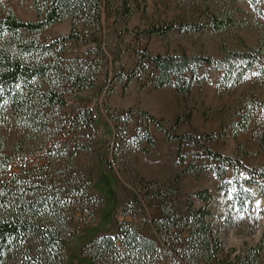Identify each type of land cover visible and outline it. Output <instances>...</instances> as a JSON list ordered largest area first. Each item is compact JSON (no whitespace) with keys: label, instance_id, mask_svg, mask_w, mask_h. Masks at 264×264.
<instances>
[{"label":"rangeland","instance_id":"rangeland-1","mask_svg":"<svg viewBox=\"0 0 264 264\" xmlns=\"http://www.w3.org/2000/svg\"><path fill=\"white\" fill-rule=\"evenodd\" d=\"M144 7V14H134L119 27V60H109L107 74L98 76L91 88L73 94L62 108L45 109V131L36 127L27 130L6 108L5 117H0V140L4 143L3 153L14 159L8 172L32 168L31 176L37 180L59 183L65 179L59 190L65 199L66 232L73 235L65 245L64 264H91L81 252L82 244L96 236L115 234L118 221H128L139 233L156 238L150 220L159 206L155 199L143 197L141 179L170 181L174 190L170 197L181 203L190 197L195 207L203 204L194 193L209 189L213 199L208 203V219L218 230L224 249L233 248L231 256L243 254L246 247L262 240L258 264H264V195L257 193L255 186L248 187L254 194L250 208H235L228 214L226 198L218 188L221 181L210 167L198 175L183 171L189 162L198 166L204 160L210 166L211 162L203 159L204 150L189 140L178 144L166 138L153 122L140 116L141 111L146 112L174 133L196 137L213 133L212 138H200L210 150L239 159L247 167L264 164V75L260 73L264 69V16L247 0H144ZM4 8L24 21L36 17L34 0H0V11ZM259 8L264 10V0H260ZM209 12L231 15L235 24L222 30L210 25L194 32L172 29L165 36L141 35L137 39L128 32L144 28L151 21L179 17L206 20ZM111 21L108 18L105 22L103 49L108 58L113 53ZM70 27L69 19L56 22L36 38L46 43L67 34ZM259 43L263 47L260 58L238 83L222 80L224 70L203 64L195 67L194 76L188 71L183 73L190 80L187 93H176L170 84L154 87L153 63L134 52L138 46L151 54L184 51L220 58L224 47L239 50ZM91 49V44L67 40L61 57L91 55ZM142 66L144 73L128 84L116 80L117 72L125 74ZM89 112L94 118L93 127L87 126L88 118H83ZM243 115L248 116L244 128L235 130L237 122L244 123ZM143 129L151 145L144 140ZM15 144L18 151L13 149ZM179 147L183 162L177 154ZM124 149V172L117 164L109 171L104 161L111 159L115 150L121 153ZM231 178L228 167L222 179L228 182ZM229 216L231 220L227 221Z\"/></svg>","mask_w":264,"mask_h":264},{"label":"trees","instance_id":"trees-1","mask_svg":"<svg viewBox=\"0 0 264 264\" xmlns=\"http://www.w3.org/2000/svg\"><path fill=\"white\" fill-rule=\"evenodd\" d=\"M247 1L264 16V10L259 8L260 0ZM34 9L36 17L28 21L14 16L9 9L0 11V117H5L9 107L10 113L27 130L36 127L45 131V109L62 108L73 94L91 88L98 76L107 74L109 60H119L120 48L116 38L120 35L119 27L134 14H144L145 7L144 0H34ZM206 16V20L179 17L171 21H151L144 28L125 30L137 39L141 35L165 36L172 29L194 32L210 25L214 30H222L235 24L231 15L219 16L209 12ZM108 18L112 19L114 34L110 41L113 45L110 58L103 49ZM66 19L71 21L67 34L46 43L36 38L45 28ZM67 40L91 44L92 54L62 58ZM262 49V43L239 50L224 47L220 58L188 55L184 51L151 54L138 46L134 52L142 60L153 63L156 74L151 82L154 87L170 84L176 93H187L191 86L190 80L183 76L184 72L194 76L195 67L211 65L224 70L222 80L235 84L255 65ZM143 71L142 66L125 74L117 72L116 80H124L126 85L136 76L140 77ZM260 73L264 75V69H260ZM85 116L83 118L89 120L87 126L93 127L91 113ZM140 116L153 122L166 138L178 144L189 140L204 150L203 159L209 160L211 165L204 160L198 166L189 162L183 171L198 175L210 167L221 181L218 188L226 198L228 214L235 208H250L254 194L248 187L255 186L257 193L264 195V164L247 167L239 159L210 150L200 138H212L213 133L197 137L191 133H174L166 130L156 117L142 111ZM243 118L244 123L237 122L235 130L244 128L248 116L243 115ZM142 133L144 140L151 145L147 131L143 129ZM18 148L17 144L13 146L15 151ZM3 151L4 143L0 140V264H64L65 245L73 235L66 232L65 199L59 190L65 179L59 183L37 180L31 176L32 168L8 172L9 163L14 159ZM119 152L115 150L111 159L104 161L109 171L117 164L124 172L126 149ZM177 154L183 162L180 147ZM228 167L232 178L227 182L222 177ZM140 183L143 197L155 199L159 206L158 213L150 220L156 238L139 233L128 221H118L115 234L96 236L82 244L81 252L88 256L91 264H258L262 240L246 247L243 254L231 256L234 249H224L218 230L213 229L208 219L211 216L208 203L213 199L209 189L194 193V198L203 204L195 207L190 197L184 203L170 197L174 191L170 181L141 179Z\"/></svg>","mask_w":264,"mask_h":264}]
</instances>
